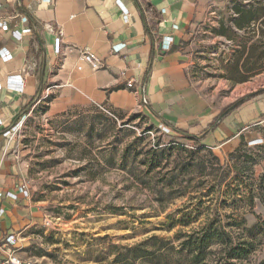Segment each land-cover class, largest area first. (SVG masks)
<instances>
[{
    "label": "rangeland",
    "instance_id": "374dc122",
    "mask_svg": "<svg viewBox=\"0 0 264 264\" xmlns=\"http://www.w3.org/2000/svg\"><path fill=\"white\" fill-rule=\"evenodd\" d=\"M217 17L184 42L194 89L214 112L264 96V0H232ZM163 127L140 111L88 105L52 114L41 101L10 135L38 217L21 229L20 256L187 264L189 236L215 230L201 264L225 260L229 245L246 250L243 264L263 261L264 115L231 151Z\"/></svg>",
    "mask_w": 264,
    "mask_h": 264
},
{
    "label": "crops",
    "instance_id": "0c3cea01",
    "mask_svg": "<svg viewBox=\"0 0 264 264\" xmlns=\"http://www.w3.org/2000/svg\"><path fill=\"white\" fill-rule=\"evenodd\" d=\"M118 1L1 0L0 16L10 29L31 31L18 40L0 29V50L13 56L5 62L0 55V193L18 194L17 200L0 198L5 210L0 240L10 234L20 237L21 229L38 220L31 215V199L19 194L27 181L16 160L15 141L4 136L32 103L30 112L48 100L52 114L88 105L119 113L140 111L158 127L193 135L204 132L223 110L214 112L194 89L184 42L194 27L219 18L220 9L232 0H120L128 17ZM59 32L64 45L56 54L53 42ZM116 47L120 51L112 52ZM83 52L101 59L103 68L94 71ZM130 80L135 88L128 87ZM137 87L144 88L147 103L141 102ZM261 97L218 120L200 143L210 149H236L245 131L264 115ZM173 135L178 136L175 131Z\"/></svg>",
    "mask_w": 264,
    "mask_h": 264
},
{
    "label": "built area",
    "instance_id": "2783aa9c",
    "mask_svg": "<svg viewBox=\"0 0 264 264\" xmlns=\"http://www.w3.org/2000/svg\"><path fill=\"white\" fill-rule=\"evenodd\" d=\"M37 1H41V0H37ZM46 1L51 2V0H46ZM118 6H119V8H122L124 15L126 17H128L129 12L120 0L118 1ZM2 9H3V4L0 0V11ZM22 21L28 22V18L23 17ZM0 29L3 31H6V32H11L12 35L18 40H21L24 34L30 33V31H31L28 28L23 29L22 31L12 30L9 27L8 20L5 19L4 17H1V16H0ZM63 45H64L63 35L61 32H59L57 35H55V38H54V42H53L54 52L56 54H60L62 52ZM118 51H120L119 47L113 48V50H112V52H118ZM0 55L5 62H8V61L13 59L12 54H10V52L7 51L5 48L0 50ZM82 58L84 61L91 64L92 69L94 71L100 70L104 66L103 61L101 59L97 58L94 54H92L90 52H83ZM137 76H139V73L137 72V70H135L134 77H137ZM127 85L129 88H135L136 82H135V80H130ZM135 92H136V94H138L140 96L141 102L143 104L147 103L146 97L144 95V88L137 87ZM15 127L16 126L12 127L9 131H7L4 134V136H10L14 132ZM163 129L167 133L171 132V129L168 127H163ZM19 194H21L24 198H27V199H29L31 197L29 185L27 183L23 184L20 187ZM4 197L11 198L13 200H17L18 194L10 193V192L7 194L0 193V198H4ZM4 213H5V210L0 209V217H2L4 215ZM18 243H19V236L15 235V234H10V235H7V236H4L3 238H1V240H0V264H43V263L37 262V261L24 260L20 256Z\"/></svg>",
    "mask_w": 264,
    "mask_h": 264
},
{
    "label": "trees",
    "instance_id": "16d2710c",
    "mask_svg": "<svg viewBox=\"0 0 264 264\" xmlns=\"http://www.w3.org/2000/svg\"><path fill=\"white\" fill-rule=\"evenodd\" d=\"M249 22L253 21V17H250L248 19ZM43 87L42 89H40V97H41V93H42ZM264 93V92H263ZM251 99H253V96L250 95L247 98H242L240 100H237L236 102L230 104L229 106L225 107L220 114L215 118V121L201 134L199 135H193L189 132L186 131H182V130H177V129H172L171 131H175V133L178 134V136L190 139V140H194L196 142H202L208 135L209 133L215 129V125L216 122L218 120H220L224 114H226L228 112V110L230 109H236L240 106H242L244 103L250 101ZM34 103H32L27 109L23 110L19 116V118L17 119V121L15 122L14 126H16L17 124H19V122L26 117L31 108L33 107ZM232 109V110H233ZM232 110L227 114L229 115ZM226 115V116H227ZM13 126V127H14ZM210 236H208L207 234L201 235L199 237H195L194 235H190L189 239L187 241H185L184 246L185 249H187L186 251H188V262L187 264H201L204 259L206 258V255L208 253V249H210L215 242L212 241V238L217 234L216 231L214 230ZM246 257V250L240 247H236L233 248V245H229V248L227 249V254L225 256V260L217 263V264H243L244 260ZM258 264H264V260L259 262Z\"/></svg>",
    "mask_w": 264,
    "mask_h": 264
},
{
    "label": "water",
    "instance_id": "95a60500",
    "mask_svg": "<svg viewBox=\"0 0 264 264\" xmlns=\"http://www.w3.org/2000/svg\"><path fill=\"white\" fill-rule=\"evenodd\" d=\"M256 95H257V94H252L253 97H255ZM232 109H233V108H232ZM232 109L228 110V112H227L226 114H224L222 118H224V117H225V116H226V115H227ZM222 118H221V120H222Z\"/></svg>",
    "mask_w": 264,
    "mask_h": 264
}]
</instances>
